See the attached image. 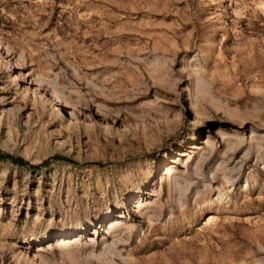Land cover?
<instances>
[{
  "label": "rangeland",
  "instance_id": "374dc122",
  "mask_svg": "<svg viewBox=\"0 0 264 264\" xmlns=\"http://www.w3.org/2000/svg\"><path fill=\"white\" fill-rule=\"evenodd\" d=\"M0 151V264H264V0H0Z\"/></svg>",
  "mask_w": 264,
  "mask_h": 264
},
{
  "label": "trees",
  "instance_id": "16d2710c",
  "mask_svg": "<svg viewBox=\"0 0 264 264\" xmlns=\"http://www.w3.org/2000/svg\"><path fill=\"white\" fill-rule=\"evenodd\" d=\"M51 159L55 160V161L73 163L70 158H68L64 155H61V154H53L51 156ZM0 161H9L10 163H12L18 167H24V168H27L29 170H35V169L44 167L49 162L48 159H43L38 163H30L21 156L13 155V154H10L7 152H2V151H0Z\"/></svg>",
  "mask_w": 264,
  "mask_h": 264
}]
</instances>
